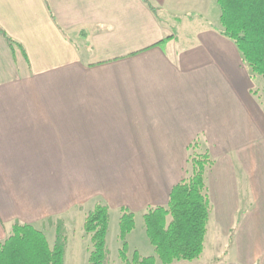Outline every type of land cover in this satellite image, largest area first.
Segmentation results:
<instances>
[{
	"label": "crops",
	"instance_id": "0c3cea01",
	"mask_svg": "<svg viewBox=\"0 0 264 264\" xmlns=\"http://www.w3.org/2000/svg\"><path fill=\"white\" fill-rule=\"evenodd\" d=\"M150 2L157 15L142 0H0V241L18 221L51 245L62 219L65 255L75 237L88 264L84 217L103 203L109 264H123L122 207L129 256L154 255L143 214L199 140L214 159L204 250L172 264H264V81L214 28V0Z\"/></svg>",
	"mask_w": 264,
	"mask_h": 264
},
{
	"label": "trees",
	"instance_id": "16d2710c",
	"mask_svg": "<svg viewBox=\"0 0 264 264\" xmlns=\"http://www.w3.org/2000/svg\"><path fill=\"white\" fill-rule=\"evenodd\" d=\"M142 1L157 15L150 0ZM214 3L218 9V24L214 28L236 45L250 78L264 81V0H214ZM1 33L11 51L20 47ZM262 107L264 111V96ZM188 150L186 176L172 187L167 204L148 207L143 214L145 233L154 247V255L141 256L134 251L129 256L127 235L134 229L135 215L127 208L119 209L118 257L122 263L172 264L201 256L212 212L206 175L214 159L199 140L189 144ZM59 222L55 241L50 245L42 231L15 221L7 237L0 241V264H64L68 238L62 233L63 221ZM109 223V208L103 203H96L85 214L83 235L90 243L88 264H109L106 243Z\"/></svg>",
	"mask_w": 264,
	"mask_h": 264
},
{
	"label": "rangeland",
	"instance_id": "374dc122",
	"mask_svg": "<svg viewBox=\"0 0 264 264\" xmlns=\"http://www.w3.org/2000/svg\"><path fill=\"white\" fill-rule=\"evenodd\" d=\"M216 20H217V15H218V9L216 8ZM214 18H211L210 17V20L213 21ZM259 91L261 90L262 88V84H258L257 87H256ZM264 96V92L262 90V93H261V97L263 98ZM79 211V209H78ZM62 220V219H60ZM79 222V220L76 219V223ZM59 219H54V220H50L48 221V225L49 226H52V227H56L58 224H59ZM63 224V225H62ZM61 224L62 226V233L68 238V236L71 235L72 231H75V229H72L71 231L70 230H67L66 227L64 226V222ZM78 226V225H77ZM143 227V226H142ZM136 232L139 233V232H143L142 231V228H140V226L136 229ZM143 241H144V238H146L145 236V233H143ZM50 241L52 242L53 241V237L50 236ZM72 239V242L71 244H69L68 248H67V255H65V259H64V264H84L83 262V257L81 256V253L80 252H83L82 249H81V246H79V244L77 243V239L74 238H71ZM146 240V239H145ZM142 242V239L140 241V243ZM112 239L110 241V246L112 245ZM52 245V244H51ZM72 254H74V256L72 257ZM119 258V257H118ZM121 261V260H120ZM122 262V261H121ZM124 264V263H123Z\"/></svg>",
	"mask_w": 264,
	"mask_h": 264
}]
</instances>
